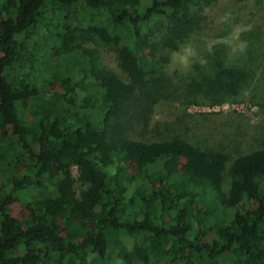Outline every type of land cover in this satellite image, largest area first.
<instances>
[{"label":"trees","instance_id":"trees-1","mask_svg":"<svg viewBox=\"0 0 264 264\" xmlns=\"http://www.w3.org/2000/svg\"><path fill=\"white\" fill-rule=\"evenodd\" d=\"M253 1L0 0V264H264V124L244 150L240 122L213 139L208 119H155L246 89L264 110L257 28L245 67L215 48L207 72L169 71Z\"/></svg>","mask_w":264,"mask_h":264},{"label":"rangeland","instance_id":"rangeland-1","mask_svg":"<svg viewBox=\"0 0 264 264\" xmlns=\"http://www.w3.org/2000/svg\"><path fill=\"white\" fill-rule=\"evenodd\" d=\"M149 1L143 0V4H147ZM244 11L247 14L244 17H248L250 21L246 24L243 22L229 34L224 36H193L188 42L172 52L169 71L176 73L178 78L185 77V79L189 74L191 75L195 72L196 65L207 72V70H210V56L214 54L215 48H226L227 50L224 49V52L227 62L245 67L247 65L245 57L246 43L243 41V37L250 27L257 28L256 30L259 34L261 36L264 35V26L261 27V23L264 24V0H254L253 5L251 7L248 6ZM88 42V47L101 52L102 62L120 73L115 55L109 47L93 40ZM256 57L258 58V56ZM255 61L253 60L252 64ZM251 67L253 68L254 66L251 65ZM178 111L193 115L196 123H205L206 119H208L205 123L207 129L201 130L204 138L208 136L218 139L223 133V129H226L225 131H233L235 125L240 122L248 130L247 135L242 139V148L244 150L257 143L259 127L264 124V110L256 100L252 99V93L249 89L244 90L238 100L217 102L212 106L175 103L174 106L169 107L168 105L160 104L157 107L155 119L157 122L171 121L173 115ZM74 173L75 175L78 174L76 167L74 168ZM77 187H80L79 184H77ZM210 208L208 203H206L204 209L210 210Z\"/></svg>","mask_w":264,"mask_h":264}]
</instances>
